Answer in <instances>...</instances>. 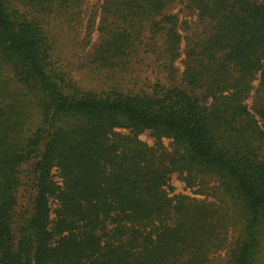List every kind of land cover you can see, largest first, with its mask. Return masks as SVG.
Here are the masks:
<instances>
[{
	"label": "trees",
	"instance_id": "16d2710c",
	"mask_svg": "<svg viewBox=\"0 0 264 264\" xmlns=\"http://www.w3.org/2000/svg\"><path fill=\"white\" fill-rule=\"evenodd\" d=\"M85 1L0 0V264H262L264 0H102V92L50 35Z\"/></svg>",
	"mask_w": 264,
	"mask_h": 264
},
{
	"label": "rangeland",
	"instance_id": "374dc122",
	"mask_svg": "<svg viewBox=\"0 0 264 264\" xmlns=\"http://www.w3.org/2000/svg\"><path fill=\"white\" fill-rule=\"evenodd\" d=\"M102 0H86L84 5V11L82 12L81 26L77 25V22L68 23L64 20H55L54 25L50 27V35L54 44V56L58 65L63 69L72 80H74L80 87L86 90H92L96 92H102L110 87L111 81L109 76L103 70L99 73L94 70L95 64L91 62L93 46L98 39V17L94 18L96 24L93 26L92 37L90 42L85 40L88 29L86 24L89 19L92 18L93 11L101 6ZM52 22V21H51ZM75 24V25H74ZM143 55V54H142ZM142 56H139L137 60H141ZM148 62V60L146 61ZM136 58L132 63L131 73L135 81L128 82V78H125L126 84H136V87L143 86L148 88L151 79L150 71L145 70V62L140 61L138 65ZM93 70V71H92ZM115 80H119L122 77H127L124 72L116 74ZM149 78V79H148ZM258 81L254 82V87H257ZM259 89V88H258ZM254 94V93H253ZM252 94V95H253ZM250 103L252 100L249 101ZM141 140L151 144L153 137L148 131L143 132L140 137ZM169 193L171 195L182 194L198 199H208L211 196L200 194L194 187H188L177 174H173L170 179ZM208 196V197H207ZM262 260L264 264V248L262 251Z\"/></svg>",
	"mask_w": 264,
	"mask_h": 264
}]
</instances>
